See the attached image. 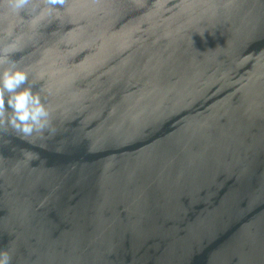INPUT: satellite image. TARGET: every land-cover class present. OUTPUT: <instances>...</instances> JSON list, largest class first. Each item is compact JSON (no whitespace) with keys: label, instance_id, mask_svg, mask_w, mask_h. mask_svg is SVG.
<instances>
[{"label":"water","instance_id":"1","mask_svg":"<svg viewBox=\"0 0 264 264\" xmlns=\"http://www.w3.org/2000/svg\"><path fill=\"white\" fill-rule=\"evenodd\" d=\"M8 3L54 129L0 125L10 264H264V0Z\"/></svg>","mask_w":264,"mask_h":264},{"label":"clouds","instance_id":"2","mask_svg":"<svg viewBox=\"0 0 264 264\" xmlns=\"http://www.w3.org/2000/svg\"><path fill=\"white\" fill-rule=\"evenodd\" d=\"M64 3L65 0H48V14L51 15L57 6L63 7ZM7 9L8 15L13 17L37 12L31 0H9ZM0 65H6L0 69V125L7 124L24 137L43 133L46 129L53 132L50 111L41 96L32 91L28 72L7 57L0 58ZM0 264H10L7 252H0Z\"/></svg>","mask_w":264,"mask_h":264}]
</instances>
